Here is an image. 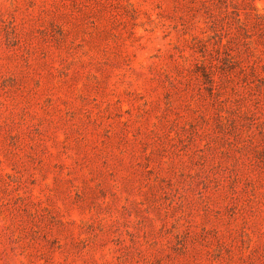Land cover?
I'll return each instance as SVG.
<instances>
[{
  "label": "rangeland",
  "instance_id": "374dc122",
  "mask_svg": "<svg viewBox=\"0 0 264 264\" xmlns=\"http://www.w3.org/2000/svg\"><path fill=\"white\" fill-rule=\"evenodd\" d=\"M0 264H264V0H0Z\"/></svg>",
  "mask_w": 264,
  "mask_h": 264
}]
</instances>
